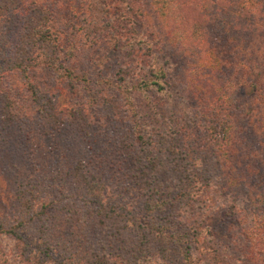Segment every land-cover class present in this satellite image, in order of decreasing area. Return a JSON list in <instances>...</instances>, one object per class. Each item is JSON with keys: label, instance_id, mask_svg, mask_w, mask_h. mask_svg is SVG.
I'll return each mask as SVG.
<instances>
[{"label": "trees", "instance_id": "16d2710c", "mask_svg": "<svg viewBox=\"0 0 264 264\" xmlns=\"http://www.w3.org/2000/svg\"><path fill=\"white\" fill-rule=\"evenodd\" d=\"M0 264H264V0H0Z\"/></svg>", "mask_w": 264, "mask_h": 264}, {"label": "rangeland", "instance_id": "374dc122", "mask_svg": "<svg viewBox=\"0 0 264 264\" xmlns=\"http://www.w3.org/2000/svg\"><path fill=\"white\" fill-rule=\"evenodd\" d=\"M106 55L108 56V58L110 59V62L112 63L111 60H113V58H111V57L113 56V53H106ZM11 84H13V85L18 84L21 86V81H20V79H17L16 81L11 82Z\"/></svg>", "mask_w": 264, "mask_h": 264}]
</instances>
